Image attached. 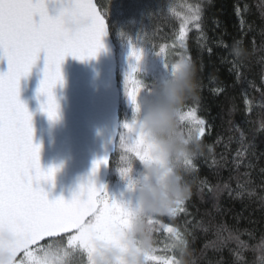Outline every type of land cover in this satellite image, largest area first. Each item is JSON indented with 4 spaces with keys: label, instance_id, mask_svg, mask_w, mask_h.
<instances>
[{
    "label": "trees",
    "instance_id": "16d2710c",
    "mask_svg": "<svg viewBox=\"0 0 264 264\" xmlns=\"http://www.w3.org/2000/svg\"><path fill=\"white\" fill-rule=\"evenodd\" d=\"M96 3L105 14L116 47L118 132L124 131L123 124L131 122L134 115L125 93V77L133 67L139 69L135 75L142 80L146 92L161 81L155 80L149 71L152 61L158 62V69L164 61L176 64L181 57H187L195 72V89L183 107L185 112L194 111L198 119L205 121V131L192 153L194 167L186 169L179 164L176 169L186 190L181 206L184 210L175 216L156 217L160 225L178 229L185 243L165 251L174 238L160 228L153 232L155 254L175 256L182 264H261L264 0H96ZM197 5L201 9V26L197 29L194 23L187 24L181 40L183 20L191 14L189 6ZM129 38L144 50L139 64L130 55ZM183 131L187 136L188 126ZM120 156L117 136L106 184L115 179L117 168L124 166ZM132 160V172L139 173L141 164L134 157Z\"/></svg>",
    "mask_w": 264,
    "mask_h": 264
},
{
    "label": "snow or ice",
    "instance_id": "6c2138e0",
    "mask_svg": "<svg viewBox=\"0 0 264 264\" xmlns=\"http://www.w3.org/2000/svg\"><path fill=\"white\" fill-rule=\"evenodd\" d=\"M50 2L54 0H0V60L7 61V71L0 72V239L6 233L15 237L8 245L13 257L11 264H44L37 258L36 250L49 242L61 243L65 254L69 249H78L86 253L89 261L96 241L124 248L121 236L130 226L133 214V207L111 199L105 187H97L92 179L102 165L108 166L110 158L107 154L93 161L92 176L79 185L71 199L62 196L50 199L49 193L41 186L42 182H54L57 169L53 167L45 171L41 167V145L33 142V113L20 99V81L30 75L43 52V78L36 95L38 99L44 97L40 111L49 121H57L60 105L54 90L57 85L64 84L61 66L65 58L72 56L81 61L96 58L105 47L102 38L107 35L108 28L105 14L94 0H55L67 3L69 8L65 11L71 10L73 15L86 22L77 32L69 34L62 28L61 16L49 14ZM189 11L191 14L183 20L180 29L181 40L187 24L194 23L197 29L201 26L199 5L189 6ZM129 44L130 55L139 64L144 50L131 38ZM187 65H191L187 57H181L174 65L164 61V67L173 73ZM138 70L133 67L125 77V93L133 106V118L131 122H125L124 131L114 134L110 141L115 150V139L119 136L120 161L124 166L117 171L128 181L129 190H133L137 183L131 176L132 158L140 164L155 159L152 146L146 143L144 133L137 128L136 116L141 111L138 97L145 89L143 82L135 76ZM129 84L133 87L130 88ZM152 91L148 89V95ZM177 120L178 134L185 144L193 138L198 142L204 135L205 121L196 119L194 111L185 112L183 105L177 110ZM186 126L187 136L183 131ZM159 162L167 166V171H173L167 161ZM176 162L186 169L194 167L192 154L188 152L180 153ZM184 199L178 198L161 215L171 217L182 212ZM136 210H139L138 206ZM157 216L147 217L152 236L153 232L163 228L174 238V243L166 245L165 251L184 244L179 230L160 225ZM156 251L153 244L143 251V264H182L175 256L156 255Z\"/></svg>",
    "mask_w": 264,
    "mask_h": 264
},
{
    "label": "water",
    "instance_id": "95a60500",
    "mask_svg": "<svg viewBox=\"0 0 264 264\" xmlns=\"http://www.w3.org/2000/svg\"><path fill=\"white\" fill-rule=\"evenodd\" d=\"M55 3L54 0L48 5L50 15H55ZM102 39L105 47L96 58L85 61L72 56L65 58L61 66L64 84L57 85L54 90L60 105L57 121H49L40 111L44 97L38 99L36 95L43 78V52L30 75L20 81V99L33 113V142L41 145V167L45 171L53 167L57 169L54 182L41 184L50 199L61 196L71 199L79 185L92 176L93 161L106 154L111 159L115 151L110 141L119 131L120 92L116 47L109 28ZM6 71L7 61L0 60V72ZM116 140L117 137L115 144ZM109 170L110 161L92 176L97 187H105ZM14 239L11 233L0 239V264H11L13 257L8 245Z\"/></svg>",
    "mask_w": 264,
    "mask_h": 264
},
{
    "label": "clouds",
    "instance_id": "9594fccd",
    "mask_svg": "<svg viewBox=\"0 0 264 264\" xmlns=\"http://www.w3.org/2000/svg\"><path fill=\"white\" fill-rule=\"evenodd\" d=\"M67 3H55V15L61 16L62 28L73 34L84 27L85 21L73 15ZM195 89V72L192 65L170 72L165 80L153 88L152 94L141 98V111L137 114V128L145 135V141L152 146L155 158L141 163L135 188L136 206L130 217V227L123 230L121 244L124 248L95 242V251L87 264H143L142 252L153 244V236L147 224L149 215H161L178 198L186 195L182 177L176 169L177 157L182 152L192 154L197 146L193 140L185 144L178 134L177 110ZM159 161H167L173 171ZM139 249V250H138ZM37 258L44 264H66L62 244L49 242L36 250Z\"/></svg>",
    "mask_w": 264,
    "mask_h": 264
},
{
    "label": "rangeland",
    "instance_id": "374dc122",
    "mask_svg": "<svg viewBox=\"0 0 264 264\" xmlns=\"http://www.w3.org/2000/svg\"><path fill=\"white\" fill-rule=\"evenodd\" d=\"M162 61H163V59H162ZM166 62L169 65H174V64H170L168 61H166ZM157 65H158L157 61L156 62L152 61L150 64L151 69L149 71L153 72V76H155V80H157V81L165 80L170 73V69H166L164 67V63L159 65L158 69L156 68ZM135 76L137 79L141 80L138 75H135ZM157 78H159V80ZM157 81H156V83H157ZM147 95H148V92H146L145 89L142 90L140 97H138V100L140 101L142 97L147 96ZM130 108L132 110L133 106L131 105ZM195 118L198 119L196 116H195ZM138 175H139V173H136V174L133 172L131 173L132 179H134V180L138 178ZM127 185H128V181L121 178V176L119 175V172H116L115 179L111 182H108L105 185V189H106V191H107V193L111 199H115L117 202L124 203L126 205L131 206V207H135L136 206V193L134 190H129ZM123 235H124V233H123ZM123 235L121 236V239H122ZM43 243H46V242H43ZM65 246H66V244H65ZM65 259H66V264H87L86 253H83L82 251H80L78 249L77 250L69 249L67 254H65Z\"/></svg>",
    "mask_w": 264,
    "mask_h": 264
}]
</instances>
